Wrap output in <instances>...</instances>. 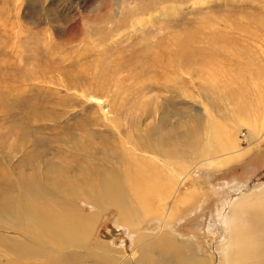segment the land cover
<instances>
[{
  "label": "rangeland",
  "instance_id": "374dc122",
  "mask_svg": "<svg viewBox=\"0 0 264 264\" xmlns=\"http://www.w3.org/2000/svg\"><path fill=\"white\" fill-rule=\"evenodd\" d=\"M257 109L264 111V0H0V206L10 211L0 212V264L47 262L15 254L18 240L47 246L45 233L25 220L20 191L38 192L33 185L41 179L64 205L77 201L84 218L96 217L79 261L64 250L58 264H109L97 254L104 242L111 253L141 254L135 239L150 245L146 264H264ZM215 129L236 137L244 155L193 169L175 200L131 203L126 187L122 216L144 221L132 238L106 204L98 174L125 170L131 147L143 154L169 140L185 169L207 155L209 137L214 146ZM67 162L72 170L61 168ZM78 183L84 197L98 199L95 208L78 200ZM60 185L72 193L62 197ZM192 191L184 211L167 216ZM148 207L156 213L142 219ZM59 208L35 210L70 217ZM159 230L183 250L153 239Z\"/></svg>",
  "mask_w": 264,
  "mask_h": 264
},
{
  "label": "bare ground",
  "instance_id": "6f19581e",
  "mask_svg": "<svg viewBox=\"0 0 264 264\" xmlns=\"http://www.w3.org/2000/svg\"><path fill=\"white\" fill-rule=\"evenodd\" d=\"M256 119L260 120L261 126L264 127V111L257 109ZM247 123L248 124L250 123L249 125L252 126L257 124V121H253L252 123L251 121H249ZM237 127L238 126H236V129ZM228 128L230 131L231 128H235V127L233 126L231 128L230 127ZM222 133L223 132H220L219 130L215 129L213 131V137H212V143L214 146L211 145L210 137H209L207 144L204 145L205 147H207L208 150L207 155L203 156L202 153L198 154L199 156H203L204 158L200 157L195 161H191L190 166L185 169H182V164H178L177 161L178 157L175 155L176 154L175 150L177 149V145L175 144L174 140L173 141L169 140L170 143L168 145L165 144L161 146V143L163 142L160 141L155 145L154 149L148 150V152H144L143 154L139 153L138 149L131 147L130 153L128 154L130 156L128 157L127 154L123 155L124 162L125 160H127L126 157L130 158L127 167L123 168L125 170H120L119 168L115 170L113 169V167L112 168L110 167L109 170L105 169L102 173L98 174L99 177L98 184L99 187L104 190L103 198L105 199L106 204L109 207L117 210L121 222V223L119 222V225L125 224V227L129 229L130 232L128 231V233L132 235V238H134L133 236L134 231L142 230L141 228L143 227L144 221L133 220L132 217H128L127 219H125L122 216L123 210L121 206L122 203L127 201V198L121 192L125 191L126 187L129 188V191L133 192V195L130 197V202L132 203L135 201L137 204H143L146 202L161 203L164 200L170 198L172 200H175V196L178 192L179 187L184 185L188 180L191 179V173L193 172V169L224 167L228 165L231 160L233 161L244 155L243 153L244 150L237 148L238 146L236 145V137L232 136V138L230 139V137L227 136L225 137ZM122 145H125L127 146L126 148H129V146L126 145L125 143H122ZM85 149L87 148L84 147L83 151H85ZM214 149L219 154V156L218 155L212 156L213 155L212 153L215 152L213 151ZM210 153L212 155H209ZM217 153H214V155ZM139 156L142 157L139 158ZM69 165L70 163L67 162L65 166H62L61 168L69 170L71 169ZM121 173H122V177H121L122 179L119 178L118 176ZM81 185L82 184L78 183L74 185L73 188L79 192L78 200L87 203V205L89 203L91 204V206L93 205L95 208V206L98 203V199L93 195H91L90 197H84ZM49 186L50 185L47 182V180L41 179V182H36L33 185L34 190H37L38 192L32 193L29 192L28 189H26L27 187L20 184L19 188L23 187V189L24 188L26 189V191L20 190L21 192H23L22 197L25 201V203L21 205L24 207L23 211L25 216L28 215V217H26L25 220H27V222L30 223L31 228L34 227V229L37 230L38 232L45 233L46 235L45 242L44 241L43 242L47 243V246L36 244V246L40 245V249L39 248L36 249L32 246H29L28 242H24V241L20 242L21 240L19 241L17 239L18 241L16 245H20V246L18 251L15 249V254L17 257L20 258H24L25 256H29V255L37 258H42L44 259V261H47L45 264L47 263L58 264L59 261L61 260L59 257L61 256L62 251L64 252V250H66V255H67V251H70L72 253L69 258L70 261H79V256L77 255V253L85 251V249L87 248V244L89 241L88 233L91 231L90 227L95 222L96 217H94V214H92L91 216L84 218L82 216L83 215L82 210L80 209L81 205L80 203L78 204L77 201H75V205L72 206L64 205L65 201L63 198L61 199L51 195L48 189ZM52 188L57 189L56 184L53 185ZM90 188L93 189V187ZM262 189L264 188H261V190ZM58 190L60 191L62 197L66 196L68 193H72L71 188H67L66 186L65 188H63L62 185L59 186ZM194 196H195V192L193 191L190 192L188 195H185V198H183V200L181 201L180 204L181 206H178V209L175 207V205L173 206L175 208L172 209L171 207L169 209L170 213L167 216H170V218H175V216H177L179 212L184 211V208L187 206L188 203H190V201L194 198ZM73 197L75 198V195H73ZM15 202H17V200ZM49 205L60 206L59 209H62V211H64L63 213L69 214L70 217L62 218L60 213H55V212L47 213L45 210H40V211L35 210L36 206L47 207ZM88 206L90 207V205ZM0 208H1L0 212L4 214L2 217H7L6 215L7 211L10 212L8 210L7 203H3V205L0 206ZM148 209L149 207L147 209L146 208L141 209L140 217L142 219L151 218L156 213L155 209H152L150 211ZM52 213L57 214V216L52 215ZM18 215L19 216L21 215V211ZM12 216H14L13 212H12ZM0 223L5 224L6 221H4V219L1 218ZM162 230H159V232L157 231V233H155L157 237L154 238L155 237L154 235L153 239L162 242L163 246L167 248L169 247L170 250L176 248L183 250V247L178 242H176L175 239L170 238L168 236V233L165 234V232H163ZM32 240L34 241V239ZM133 242L135 244L141 243L142 244L141 248L143 252L144 250L150 248V245H147L145 241L138 242V240L135 239L133 240ZM140 252L141 254H139V252L136 251L131 255L125 256L118 253H111V251L109 252V248L106 242L97 245V254L101 256V259H103L100 263L106 261L109 264H132V262L136 260L138 264H146L144 262V257L142 256L143 252L142 251ZM11 254H14V252ZM194 264H204V263L200 261H196Z\"/></svg>",
  "mask_w": 264,
  "mask_h": 264
}]
</instances>
